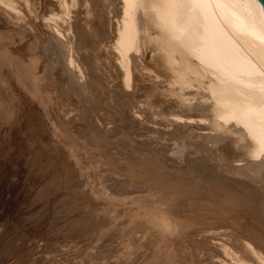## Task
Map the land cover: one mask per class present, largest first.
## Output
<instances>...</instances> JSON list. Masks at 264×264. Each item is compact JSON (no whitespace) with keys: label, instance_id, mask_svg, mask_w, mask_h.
I'll return each instance as SVG.
<instances>
[{"label":"bare ground","instance_id":"6f19581e","mask_svg":"<svg viewBox=\"0 0 264 264\" xmlns=\"http://www.w3.org/2000/svg\"><path fill=\"white\" fill-rule=\"evenodd\" d=\"M44 3L0 0V60L5 59L8 66L10 60L15 68L21 67L17 73L28 84L37 73L44 79L50 70L53 72V79L43 87L58 97L45 94L46 98L40 100L45 105L51 102L48 116L55 122L59 121L56 112L63 108H56V102L64 95L69 100L76 98L83 102L89 113L86 127L93 130L92 137L96 132L108 137L114 134L119 146V170H106L104 167L108 165L100 163L102 160L97 155L101 157L109 146L104 149L98 142H108V138L96 135L97 152L95 149L90 152L95 156L94 168L99 171L92 170L93 175L98 173L97 184H91V178V185L89 178L86 181L91 192L97 190L107 200L100 206L109 211L118 207L119 214L127 218L129 228L119 226L122 239L132 244L138 239L134 236L137 228L144 232L151 230L148 241L153 239V245L171 236L179 240L187 235L192 241L194 233H203L200 243L214 240L217 242L214 246L218 247L210 256L205 254L209 264H216L211 260L214 257L224 264H264V13L259 1L48 0ZM42 19L43 26L53 36L52 41L44 38V30L36 29ZM7 33L13 36L8 37ZM58 71L68 82L67 92L58 87L59 80L62 81L56 77ZM72 75L80 81L75 80L74 86ZM102 77L108 87L100 84ZM40 88L32 91L36 98L40 96ZM85 142L86 139L84 145ZM90 152L88 155L92 157ZM196 159L206 162L199 171L202 174L209 171L208 174L196 179L182 175ZM211 169L219 178L209 175ZM88 170L87 174H92ZM89 174L85 177H90ZM244 211L256 213L253 223L257 225L248 226L250 230L234 226L235 230L224 224L230 227L227 230L219 223L227 220L224 216H240ZM187 217L192 222L187 219L190 225L201 223L200 226L187 230L186 226H190L185 221ZM198 239L195 241L200 246ZM188 242L185 245L190 247L192 244ZM147 244L148 249L153 246ZM146 247L143 251L148 250H144ZM189 249L190 255L195 253L196 248ZM152 250L148 255L155 252ZM124 252L123 256L127 253ZM173 252L168 251L171 262L167 264H172L176 253ZM165 254L163 249L161 259L162 255L166 259ZM187 254L184 256L188 257ZM143 255L138 260L147 253ZM156 256L154 263L158 262ZM192 256L190 259L196 258ZM160 257L159 262L165 264L167 259L161 261ZM186 259L183 264H195L189 262V257ZM131 261L128 264H133Z\"/></svg>","mask_w":264,"mask_h":264},{"label":"rangeland","instance_id":"374dc122","mask_svg":"<svg viewBox=\"0 0 264 264\" xmlns=\"http://www.w3.org/2000/svg\"><path fill=\"white\" fill-rule=\"evenodd\" d=\"M44 1L48 0H42V5L45 4ZM40 22L42 23V26L40 25ZM40 22L38 23V27H36V29L44 30V38L46 37L48 40L52 41L53 36L50 31H48V28L43 26V19L40 20ZM10 34L17 36V33L15 32ZM10 34H8V37L13 36ZM8 37H5L4 39L7 40ZM12 53L13 51L11 50L10 58H12ZM4 60H0V264H116L118 262V264H123V261L125 262L124 264H126L127 260L128 264L131 261L130 258H132L134 254L135 257L137 253H139L137 254L138 257L136 256L135 259L132 258L134 261H131V263L133 262V264H145V262L148 264H151L152 262V264H164L163 262H159L158 258L161 256V253L163 254V249L164 254L166 253L168 247L169 249L167 250V253L168 251H174L173 253H175L178 249L181 252L177 251L173 254L172 258H174L172 260L173 262L175 261V264H183L186 258L188 261V257L190 263L194 261L195 264H200L202 260V263L205 262L204 264H209V257L207 258L205 254L210 256L209 254L213 253L218 247L214 246L217 244V242L214 243V240H209L211 242L208 241L207 243L203 242L205 240H202V243H200L199 240L203 239L201 238L203 233H200L201 235H197L196 233L193 234L194 239L196 238L195 240L200 237V239H198V243L202 244L200 246L195 240V243L192 244V242H194L193 237L192 241H189L188 239L190 237L187 235L186 237L188 239L185 236L184 238H181L183 240L179 239L181 242L184 241V243L181 244L179 243L178 238L171 236V240V237L169 236L170 238H168V240L170 241L166 238L164 241L153 245V239H151L150 242L148 241L151 237V234L148 233L150 229H146L148 232H144L141 228L140 229L143 232L139 228L135 230L138 234L134 231V233H136L134 236L138 239L134 240V242L132 241V244L134 245L136 243V246H142V250L139 246L136 248L135 245L133 246L128 241L123 240L121 235L123 233H119V231L120 227L123 228L124 225L129 228L127 218L124 219V216L119 214L118 207H116L118 209V212H116L115 210L117 209L112 211V208L109 211L103 208L104 206H100L103 201L107 202V200L100 197L99 194H97V190H93L92 192L90 191V185L97 184L95 176L98 173L93 175V172H97L98 168H94L95 156H93L90 151L95 149L94 151L97 152V146L94 145V140L97 141L98 135L108 138V142L102 140L98 142V145H102L104 149L108 146L109 147L103 150L105 153L101 155L102 158L99 155H97V158L102 160L100 162L101 164L108 165L104 167L106 170L111 171L116 168L119 170V146L117 145L118 142L116 143L113 139L114 134H112L113 137L109 136V138L108 136H104L103 134L96 132L97 136L94 135V137H92L93 130L90 131L91 128L88 126L86 127V122L89 120V113L86 112V109H84L83 102L76 98L75 101L74 98L69 100L59 92L58 94L62 96L60 100L56 102V108L63 107L62 109L64 110L62 111V109H59L62 116L58 111L56 112L59 121L55 122V119H51V117L48 116V111L50 110L48 106L51 102L47 105L41 104V100L44 99V97L46 98V95L52 97L56 95L54 91L52 92L49 88L43 87L50 83L51 78L53 79V72L51 73L50 70V73H47V77L45 76L46 78L44 79L43 76L40 77L37 73L36 78L34 76L35 80L33 78L32 82L28 84L27 80L24 79L25 77L22 78L21 74L17 73V70L21 69V67L19 68L16 66L15 68L14 64L10 62V60L8 61L10 66H8L7 61L5 60V64ZM1 63H3L2 66ZM58 72L59 73H56V77L62 80H59L60 85H58V87L60 86V91L67 92L68 82H65L62 73L60 71ZM72 76L71 81H73L72 86H74L76 81L78 83L80 81L77 80V78L74 79V75ZM10 78L12 80H10ZM102 78L99 79L100 84L102 86H107V80L104 77ZM35 88L41 89V93L38 98H36V95L32 93ZM61 99L65 100L61 101ZM66 101H72L73 105L71 102L69 103ZM197 132L207 133L208 131L199 130ZM83 138L84 140L86 139V145L83 144ZM79 145H82L80 152H78L80 149H78V147H80ZM109 148L111 149V152L107 151L110 150ZM71 149H74V151ZM83 150L85 151L83 152ZM88 150L92 154V157H89L90 155H88ZM126 150H129V148L124 149L123 151L121 150L120 153L125 152ZM77 152L79 154L82 153L83 157L81 155L80 157ZM121 155L123 156V154ZM78 158H81L82 160H79ZM88 160L89 162H86ZM199 160L196 159L192 162L190 164L191 166H189L188 169L181 174L185 177H191V179L201 178L204 177L203 175L208 174L207 172L209 171L204 174L199 171V167L202 166V164H206V162L201 160L199 162ZM80 163L85 167L83 168ZM90 164L92 165V169L88 170L87 167L90 168ZM236 164L239 163L236 162ZM86 169L88 172L90 171L92 173H88L89 176L91 175L90 177H85L88 175ZM215 173V170L211 169L209 175L212 174L215 178H219V175L217 176ZM86 178H89L87 180L89 184V180L91 178L92 181L90 185L87 183ZM221 215L224 216V214ZM239 215L240 216L236 215L237 217L235 215L224 216L227 220H222L219 223H223V225L230 224V227L233 228L235 226V228L238 227V229L245 227L249 230L250 227L248 226L256 224L253 223L256 213L254 214L244 211ZM187 219L189 222L191 221L188 217L185 219L186 223H188L187 225H190L192 222H187ZM119 221L122 223H119ZM200 224L201 223L190 226H186L185 224V226L186 229H192L193 227H199ZM223 225L222 227H227ZM125 226L124 228L127 229ZM130 227H132V225H130ZM230 227L228 226L226 229L230 230ZM119 234L121 236H119ZM143 236H148V239L144 237L147 241L143 238ZM141 239H144V242L141 241ZM166 240L168 242H166ZM177 240L178 244L176 243ZM136 241H139L141 244H138ZM188 241L192 244V247L190 246L191 248L188 244L185 245ZM127 242L129 244H127ZM165 242L166 244H164ZM123 243L126 248H129L130 246L134 247L133 250H135V252L133 255V250H131L132 247H130L131 252H128L130 250L128 248V250L123 248ZM144 243H150V246H153L148 249L146 246H149V244L146 245ZM174 243L177 245L176 248L179 245L178 249L174 247ZM209 244H212L210 248L208 246ZM144 245L146 247L144 250L148 249L146 250L147 252L143 251ZM157 245L162 246L159 248ZM182 245L184 247H182ZM196 245L199 247L202 246L203 248L201 249ZM119 246L125 251H123L124 254L127 252L124 255L125 257L122 255L123 252ZM156 248H159L162 251L160 252L159 249L157 251L155 250ZM192 248L194 250L196 248V250L193 251L195 253H191L190 255L191 251L188 252V249L191 250ZM152 249H154L155 252H153L154 250ZM151 250L153 255H148ZM185 250L189 254H187ZM120 251L122 253H120ZM144 252L145 254L147 253L146 256ZM156 252L160 253L157 255L159 257L156 258L158 262L155 261L154 263V256H156ZM167 253L165 254L166 256L164 255L167 262L164 261L166 259L163 258V255L162 259L160 257L161 261L164 259L163 261L165 264L171 262L170 255L172 252L171 254ZM119 254H121V256ZM129 254L131 255L129 256ZM141 254H144L142 257L145 256L142 259L143 262L145 261L144 263L141 262L142 260H138ZM184 254L189 256L186 257ZM192 254L196 257L195 259L192 258ZM190 256H192V259H190ZM152 257L153 261L151 259ZM112 258L113 261H111ZM120 258H122V260H120ZM181 258L182 260H180ZM148 259L151 263L147 261ZM211 260L214 263L216 261V264H224V262L220 263L221 261L217 257H214L213 259L211 258ZM138 261H140V263ZM173 262L172 264H174ZM186 263L188 264V262Z\"/></svg>","mask_w":264,"mask_h":264},{"label":"water","instance_id":"95a60500","mask_svg":"<svg viewBox=\"0 0 264 264\" xmlns=\"http://www.w3.org/2000/svg\"><path fill=\"white\" fill-rule=\"evenodd\" d=\"M259 1V3L261 4V6H262V10H263V13H264V0H258Z\"/></svg>","mask_w":264,"mask_h":264}]
</instances>
